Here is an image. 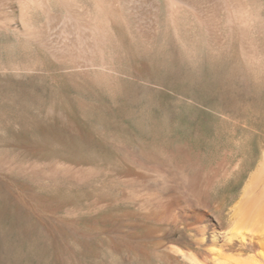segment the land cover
I'll list each match as a JSON object with an SVG mask.
<instances>
[{
    "label": "rangeland",
    "instance_id": "1",
    "mask_svg": "<svg viewBox=\"0 0 264 264\" xmlns=\"http://www.w3.org/2000/svg\"><path fill=\"white\" fill-rule=\"evenodd\" d=\"M255 1L263 25L253 34L261 53L255 65L237 38L214 47L185 23L150 45L121 31L100 76L64 69L22 35L18 3L0 5V16L13 20L0 29V159L25 170L0 164V264H131L110 251L111 224L98 222L115 210L85 215L79 225L91 230L87 238L68 229L51 234L48 215L116 195L123 185L111 178L127 170L125 156L156 170L131 154L138 146L175 164L174 148L188 144L202 165H227L212 200H222L227 213L264 150V0ZM54 160L103 172L85 186L39 184L35 166Z\"/></svg>",
    "mask_w": 264,
    "mask_h": 264
},
{
    "label": "bare ground",
    "instance_id": "2",
    "mask_svg": "<svg viewBox=\"0 0 264 264\" xmlns=\"http://www.w3.org/2000/svg\"><path fill=\"white\" fill-rule=\"evenodd\" d=\"M13 1L20 8L22 35L72 74L106 72L108 53L121 31L150 45L161 31L178 33L185 23L205 33L214 47H227L234 37L252 64L261 58L253 35L262 18L255 0H0V5ZM10 18L0 16V29L10 28ZM131 154L156 170L123 157L127 170L111 178L115 187L123 185L116 195L95 197L86 210L64 208L62 215L55 207L48 215L50 233L68 229L87 238L91 230H82L83 217L112 209L97 220L111 224L116 235L109 240L110 251L124 254L131 264L134 258L145 264H264V150L227 213L222 200L212 201L215 186L228 178L227 165H202L188 144L174 148L173 155L181 157L175 164L139 146ZM71 163L54 160L47 168L35 166L33 173L39 184L56 187L64 182L85 186L103 172ZM0 164L25 171L11 160L0 159ZM91 229L99 230L96 225Z\"/></svg>",
    "mask_w": 264,
    "mask_h": 264
}]
</instances>
